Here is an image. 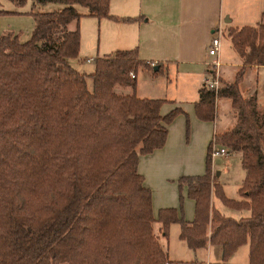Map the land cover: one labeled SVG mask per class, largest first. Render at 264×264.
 <instances>
[{"label":"trees","instance_id":"1","mask_svg":"<svg viewBox=\"0 0 264 264\" xmlns=\"http://www.w3.org/2000/svg\"><path fill=\"white\" fill-rule=\"evenodd\" d=\"M50 1L61 6L34 9ZM76 5L97 18L112 17L108 0H32L28 36L0 32V264H168L158 236L166 238L173 222L192 250L220 245V260L207 264H264V110L253 92L243 96L239 89L243 68L264 64V23L228 28L241 65L231 82L197 90L196 117L213 119L216 97L226 96L236 120L211 136L204 171L177 179L194 202L186 221L174 207L152 215L150 190L136 170L138 155L164 143L166 124L180 109L160 114L164 99L133 93L129 71L152 68L135 47L95 57L89 74L72 68L67 60L78 52ZM155 63L152 74L161 71ZM212 144L240 154L244 175L237 198L224 194L211 171ZM211 195L249 214L223 215ZM244 243L247 262H228Z\"/></svg>","mask_w":264,"mask_h":264},{"label":"rangeland","instance_id":"2","mask_svg":"<svg viewBox=\"0 0 264 264\" xmlns=\"http://www.w3.org/2000/svg\"><path fill=\"white\" fill-rule=\"evenodd\" d=\"M230 1L232 7L237 11L239 9L237 8V4L244 0ZM31 2L32 0H24L22 4L16 5L11 0H0V8L5 11L0 13V32L4 30L17 32L19 39L20 36L24 37L26 33L28 34L33 25L30 14ZM56 4L54 2L38 4L41 6L37 10L49 11L55 9ZM77 9L80 13L77 23L79 33L78 52L76 56L69 57L67 61L72 68L80 73H91L93 71L95 57L110 54L115 49L117 42L127 40L130 35L135 37L137 30L145 42L150 38L155 39L158 46L156 47L154 57L158 62L162 63V71L159 70L150 77L149 75L138 74L136 91L141 95H150L153 98H165L160 104L159 111L161 114L168 112L176 105L180 106L183 112H178L174 115L168 127V132L171 134V140L174 145V148L170 151L171 157L169 160L173 163L175 174L171 180H167L164 186H155L153 190L150 189L152 192L151 207L155 213L159 206H174L183 218L187 217L192 219V205L186 196L185 186H179L177 179L181 175L203 172L206 147L210 138L208 133L210 123L195 119L191 104V99L195 95L196 85L202 82L203 79L201 75L202 66H197L192 70V74L182 75L175 73L173 64L171 63L172 60H176L178 55L177 46L182 40L179 28V22L182 18L177 14H173L170 18L154 16L143 22L145 16L141 17L139 13L129 15L123 14L122 12L119 14V10L114 12L110 7L108 12L112 14V17L102 16L99 18L85 13V8L82 6H78ZM125 10L131 11L130 9ZM137 21L143 22L140 28L141 30L137 29ZM224 24L221 20H218L214 24L221 33L220 45H223L227 35L228 28L225 29ZM74 25L75 21H72L70 26L73 27ZM162 45L164 46L162 47ZM131 47H135L137 50L136 45ZM87 58H89L88 61ZM165 67H167L165 70L167 77H165L163 70ZM129 72L135 73L132 70ZM128 76L130 77L129 73ZM259 76L264 81V67L259 69ZM220 84L221 82L219 80V86ZM86 85L88 89H91L92 83L90 77L86 78ZM115 90L118 93H123L120 87L115 88ZM217 109L219 112L222 109V105L219 104ZM213 147L218 148V144H213ZM210 168L214 173L218 172V181L223 187L226 196L237 198V189L244 175L238 152L230 151L225 156H211ZM187 202L188 208H186ZM216 202L220 204L218 200ZM220 205L226 209L224 213L230 214L232 212L224 204L221 203ZM153 230L154 234L158 236L159 232L155 224H153ZM177 230V223L173 222L169 224L167 233L169 258L177 259L181 264H205L204 262L194 263L190 261L193 258L204 261L205 257L201 251L195 253L187 248L177 237ZM238 252L236 251L232 256H229L228 261H236L240 256ZM210 257H212L211 259L213 261L218 259L212 253ZM166 259L168 264H170L167 256ZM51 264L77 263L64 261L62 263Z\"/></svg>","mask_w":264,"mask_h":264},{"label":"crops","instance_id":"3","mask_svg":"<svg viewBox=\"0 0 264 264\" xmlns=\"http://www.w3.org/2000/svg\"><path fill=\"white\" fill-rule=\"evenodd\" d=\"M40 6L41 5L37 4L34 8L38 9L40 8ZM60 6L61 4L57 3L55 9L59 8ZM78 6L81 5H76L75 6L76 9L78 8ZM237 6H238L237 8L239 9L235 11V9L231 5L230 0H108V9L110 7V9L114 12L119 10L118 11L119 14H121L122 12L123 14H129V15L139 13L141 17L145 16L143 22L147 21L148 19H151V17L154 16H158L160 18H170V16L173 14L179 15L182 18L179 22V28H180L182 40L177 46L178 55L176 57V60L171 59L172 60L171 63L173 64L175 73L182 75L192 74L193 72L192 70H194L197 66L201 65L202 78L207 73L206 62H208L212 58L210 55L207 54L206 48L212 31L217 29V27L214 24L217 23L218 20H221L225 23L224 24L225 29L229 27L234 28L243 25H253L257 22L264 23V0H244L238 3ZM125 9H130L131 11H126ZM84 12L86 13V8L84 9ZM71 22L68 23V27L70 28L75 27V25L73 27L70 26ZM143 22L137 21V29L141 30L140 28ZM28 34L26 33L24 37L20 36V39L21 40L25 39L28 36ZM146 41L147 42L142 40L141 35H139V31L137 30L135 37L133 35H130V37L127 40L124 41L121 40L117 42L115 45L116 46L115 49L111 53H114L115 51L118 50L129 49L132 48L131 46L136 45L138 51L137 55L140 59L146 60L149 64H154L155 62H157L162 65V63L158 62L154 57L156 47L158 46L155 39L150 38L149 40ZM163 46L164 45H162V47ZM216 58L219 62L218 66L216 67L218 80H220L221 83L231 82L234 78L236 71L240 67L241 63L239 56L234 52V50L230 46V40L228 35H226L223 45H220ZM88 60L89 58H87V61ZM261 67H264V64L246 65L243 68L242 78L239 82V89L243 96H247L252 92L255 94L256 104L260 111L264 110V81L261 80L259 76V69ZM166 68L167 67L163 69L165 73V77H167L165 71ZM152 70H153L152 68L150 69L147 67H138L137 70L135 71L134 73L135 87L133 89V93L137 97L153 98L150 97V95L148 96L141 95L136 91L137 75L138 74L145 76L149 75L150 77L152 76L151 73ZM201 83L202 82H199L196 85L195 95L193 99H191L193 113H194L193 103L197 98V94H198L197 90L202 85ZM120 90L123 93L132 92V90L129 87H123L120 88ZM219 104L222 105V109L219 110L218 112L217 108ZM174 107H178L180 109V112H183L180 106L176 105ZM158 110H160V106ZM194 117L197 120L210 123V127L208 130L210 138L214 133L221 132L232 127L236 120L234 109L230 104V98L226 96L216 97L214 101L213 119L202 120L196 117L195 113H194ZM170 122L171 121H169L166 124V136L164 143L160 147L152 149L150 152L138 155L136 170L138 173L142 175V184L145 187H147L149 190L150 189L153 190L155 186H161V185L164 186L167 180H171L172 176H174L175 174V171L173 170L174 168L173 163L171 160H169V158L171 157L170 151L174 148L173 142L171 140V134L168 132V127ZM205 129L207 128L205 127ZM206 152H207V147H206ZM239 159H240V154H239ZM211 171L216 176V179L218 181V177H217L218 172L214 173L212 169ZM196 174H200V173H196ZM190 175H194V174H190ZM151 190H150V206H151V195H152ZM185 191H186V187H185ZM187 198L188 201L191 203L193 210V204H194L193 199L188 196ZM210 199L213 206L224 215L238 218V217L247 216L249 214L248 209H232L229 207L227 208H229V210H231L232 212L230 214L224 213L226 209L223 208L222 205H220L222 202L214 195H211ZM216 200H218L220 204H218ZM161 207H174V206L162 205L159 206L158 208ZM186 208H188V202L186 203ZM157 210L154 213L151 207V212L154 217L156 216ZM177 214L180 215L178 211ZM183 219L186 221L191 220L187 217ZM154 224L157 226L156 223ZM178 230H179V226H178ZM178 230H177V237H178ZM179 239L185 244L184 239L182 238ZM158 240L162 245V247L165 249L166 256L168 260H170V264H173V262H178L179 264H181L177 259L169 258L167 237L164 238L160 236L158 237ZM190 250L195 253L197 251H201L203 253V256L205 257L204 261L193 258L190 259L191 262L194 263L204 262L205 264H207L209 262H216L220 260V252H221L220 245L207 243L203 247H199L194 250L190 249ZM236 251H239L238 253H240L238 259H236V261L232 260L228 262L246 263L248 259L247 243L239 245L232 252L230 256H232ZM211 253L213 254L214 257L215 256L218 257V259L213 261L211 259L212 257H210Z\"/></svg>","mask_w":264,"mask_h":264},{"label":"built area","instance_id":"4","mask_svg":"<svg viewBox=\"0 0 264 264\" xmlns=\"http://www.w3.org/2000/svg\"><path fill=\"white\" fill-rule=\"evenodd\" d=\"M220 36L221 33L218 29H215L212 31L207 48H206V52L208 55H210L212 58L211 60H209L208 62H206L207 64V73L206 75L203 77L202 79V86H204L205 88H210V89H215L219 86V80L217 78V73H216V67L218 66V60L216 58L218 49L220 47ZM130 77H134L135 74L134 72H129ZM215 145V144H214ZM209 154L210 156H214V155H226L227 154V150L225 148V146L223 145H218V148L210 147L209 149ZM173 264H179L178 262H173Z\"/></svg>","mask_w":264,"mask_h":264},{"label":"water","instance_id":"5","mask_svg":"<svg viewBox=\"0 0 264 264\" xmlns=\"http://www.w3.org/2000/svg\"><path fill=\"white\" fill-rule=\"evenodd\" d=\"M157 67H158V64H156V63L152 64V69L153 70L157 69Z\"/></svg>","mask_w":264,"mask_h":264}]
</instances>
